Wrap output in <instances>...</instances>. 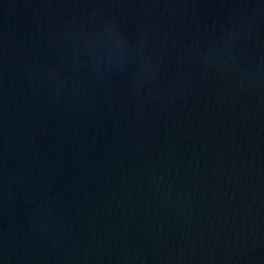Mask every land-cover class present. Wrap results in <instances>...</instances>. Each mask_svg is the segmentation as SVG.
<instances>
[{
    "label": "water",
    "instance_id": "obj_1",
    "mask_svg": "<svg viewBox=\"0 0 264 264\" xmlns=\"http://www.w3.org/2000/svg\"><path fill=\"white\" fill-rule=\"evenodd\" d=\"M155 264H264V0H176Z\"/></svg>",
    "mask_w": 264,
    "mask_h": 264
}]
</instances>
